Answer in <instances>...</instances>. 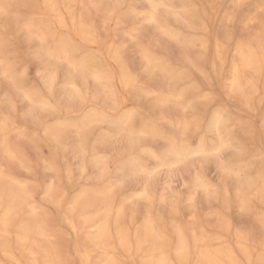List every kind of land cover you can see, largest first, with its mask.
I'll list each match as a JSON object with an SVG mask.
<instances>
[{
  "label": "clouds",
  "instance_id": "clouds-1",
  "mask_svg": "<svg viewBox=\"0 0 264 264\" xmlns=\"http://www.w3.org/2000/svg\"><path fill=\"white\" fill-rule=\"evenodd\" d=\"M0 264H264V0H0Z\"/></svg>",
  "mask_w": 264,
  "mask_h": 264
}]
</instances>
